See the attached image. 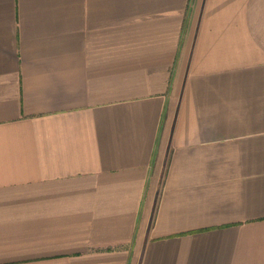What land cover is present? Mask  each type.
Segmentation results:
<instances>
[{"label": "crops", "instance_id": "1", "mask_svg": "<svg viewBox=\"0 0 264 264\" xmlns=\"http://www.w3.org/2000/svg\"><path fill=\"white\" fill-rule=\"evenodd\" d=\"M0 264H264V0H0Z\"/></svg>", "mask_w": 264, "mask_h": 264}]
</instances>
